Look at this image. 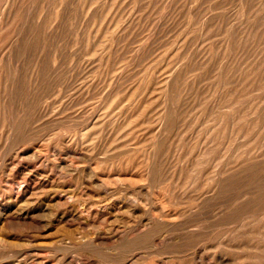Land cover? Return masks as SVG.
I'll return each instance as SVG.
<instances>
[{"label": "rangeland", "instance_id": "1", "mask_svg": "<svg viewBox=\"0 0 264 264\" xmlns=\"http://www.w3.org/2000/svg\"><path fill=\"white\" fill-rule=\"evenodd\" d=\"M0 264H264V0H0Z\"/></svg>", "mask_w": 264, "mask_h": 264}, {"label": "bare ground", "instance_id": "2", "mask_svg": "<svg viewBox=\"0 0 264 264\" xmlns=\"http://www.w3.org/2000/svg\"><path fill=\"white\" fill-rule=\"evenodd\" d=\"M67 52H68V51H67ZM64 53H65V52H64ZM15 56H16V55H15ZM8 69H9V68H8ZM180 76H181V75H180ZM170 77H171V75H170ZM164 78H165V77H164ZM161 79H162V78H161ZM5 81H6V80H5ZM178 86H179V85H178ZM143 88H144V87H143ZM178 88H179V87H178ZM165 90H166V89H165ZM171 93H172V92H171ZM177 93H178V91H177ZM163 94H164V93H163ZM135 97H136V96H135ZM144 97H145V96H144ZM174 99H175V97H174ZM1 101H2V100H1ZM141 102H142V101H141ZM136 104H137V103H136ZM174 104H175V103H174ZM141 105H142V103H141ZM31 107H32V106H31ZM1 109H2V108H1ZM167 109H168V108H167ZM111 110H112V109H111ZM160 110H161V109H160ZM169 113H170V112H169ZM10 115H11V114H10ZM96 115H97V114H96ZM130 115H131V114H130ZM147 115H148V114H147ZM169 115H170V114H169ZM94 116H95V115H94ZM95 117H96V116H95ZM130 117H131V116H130ZM11 119H12V118H11ZM171 121H172V120H171ZM3 122H4V121H3ZM11 122H12V121H11ZM126 122H127V121H126ZM140 122H141V121H140ZM174 122H175V121H174ZM97 123H99V122H97ZM163 123H164V122H163ZM87 124H88V123H87ZM114 124H115V123H114ZM136 125H138V124H136ZM91 127H92V126H91ZM87 128H88V127H87ZM160 128H161V127H160ZM84 129H85V127H84ZM153 129H154V128H153ZM125 130H126V129H125ZM148 130H149V129H148ZM87 132H88V131H87ZM89 132H90V131H89ZM166 132H167V131H166ZM85 134H86V133H85ZM158 134H159V133H158ZM161 134H162V133H161ZM66 135H67V134H66ZM66 135H65V137H66ZM133 135H134V134H133ZM63 136H64V135H63ZM89 136H90V135H89ZM65 137H64V138H65ZM84 137H85V135H84ZM103 137H104V136H103ZM148 137H149V136H148ZM148 137H147V138H148ZM61 138H62V137H61ZM69 138H70V137H69ZM86 138H87V137H86ZM66 139H67V138H66ZM88 139H89V138H88ZM101 139H102V138H101ZM72 140H73V139H72ZM72 140H71V141H72ZM103 140H104V139H103ZM39 141H40V140H39ZM57 141H58V140H57ZM62 141H63V140H62ZM64 141H65V140H64ZM79 141H80V140H79ZM59 142H60V141H59ZM66 142H67V141H66ZM66 142H65V143H66ZM74 142H75V141H74ZM156 142H157V141H156ZM77 143H78V142H77ZM151 143H152V142H151ZM151 143H150V144H151ZM92 144H93V143H92ZM100 144H101V143H100ZM159 144H160V143H159ZM62 145H63V144H62ZM88 145H90V144H88ZM157 145H158V144H157ZM160 145H162V144H160ZM56 146H57V145H56ZM79 146H80V145H79ZM39 147H41V146H39ZM42 147H43V146H42ZM42 147H41V148H42ZM53 147H54V146H53ZM65 147H66V146H65ZM56 148H57V147H56ZM58 148H59V147H58ZM70 148H71V146H70ZM83 148H84V146H83ZM160 148H161V147H160ZM163 148H164V147H163ZM63 149H64V147H63ZM80 149H81V148H80ZM148 149H149V148H148ZM153 149H154V148H153ZM41 150H42V149H41ZM71 150H72V149H71ZM74 150H75V148H74ZM74 150H73V151H74ZM102 150H103V148H102ZM102 150H101V151H102ZM146 150H147V149H146ZM42 151H43V150H42ZM52 151H53V150H52ZM60 151H61V150H60ZM37 152H38V151H37ZM71 152H72V151H71ZM76 152H77V151H76ZM159 152H160V151H159ZM41 153H42V152H41ZM79 153H80V152H79ZM149 153H150V152H149ZM36 154H37V153H36ZM36 154H35L34 156H36ZM56 154H57V153H55V155H56ZM66 154H67V153H66ZM73 154H74V153H73ZM154 154H155V153H154ZM41 155H43V154H41ZM29 156H30V155H29ZM38 156H39V155H38ZM148 156H149V155H148ZM151 156H152V155H151ZM31 157H32V156H31ZM47 157H48V156H47ZM153 157H154V156H153ZM43 158H44V157H43ZM48 158H49V157H48ZM57 158H58V157H56V159H57ZM63 158H64V157H63ZM31 159H32V158H31ZM34 159H35V158H34ZM56 159H55V160H56ZM151 159H152V158H151ZM32 160H33V159H32ZM45 160H46V159H45ZM58 160H59V159H58ZM64 161H65V160H64ZM154 161H155V160H154ZM36 162H38V161H36ZM46 162H47V161H46ZM56 162H57V161H56ZM34 163H35V162H34ZM44 163H45V161H44ZM73 163H74V162H73ZM48 164H49V163H48ZM51 164H52V162H51ZM58 164H59V163H58ZM63 164H64V163H63ZM59 165H60V164H59ZM59 165H58V167H60ZM61 165H62V164H61ZM64 165H65V164H64ZM42 166H43V165H42ZM53 166H54V165H53ZM65 166H66V165H65ZM67 166H68V165H67ZM48 167H49V166H48ZM50 167H51V166H50ZM50 167H49V168H50ZM55 167H57V166H55ZM58 167H57V169H58ZM74 167H75V165H74ZM49 168H48V169H49ZM51 168H52V167H51ZM62 168H64L63 165H62ZM59 169H60V168H59ZM87 169H88V168H87ZM90 169H91V168H90ZM46 170H47V169H46ZM49 170H50V169H49ZM60 170H61V169H60ZM53 171H54V170H53ZM77 171H78V170H77ZM57 172H58V171H57ZM44 173H45V172H44ZM52 174H53V173H52ZM91 174H92V173H91ZM93 174H94V173H93ZM144 174H145V172H144ZM148 174H149V173H148ZM24 175H25V174H24ZM26 175H28V174L26 173ZM97 175H98V174H97ZM22 176H23V175H22ZM91 176H92V175H91ZM30 177H31V176H30ZM43 177H44V176H43ZM117 177H118V176H117ZM20 179H21V178H20ZM25 179H27V178H25ZM31 179H32V178H31ZM99 179L102 180L101 178H99ZM13 180H14V179H13ZM47 180H48V179H47ZM18 181H19V180H18ZM20 181H21V180H20ZM39 181H40V180H39ZM45 181H46V180H45ZM45 181H44V183H45ZM6 182H7V180H6ZM22 182H23V181H22ZM22 182H21V183H22ZM47 182H48V181H47ZM47 182H46V183H47ZM99 182H100V181H99ZM107 182H108V181H107ZM14 183H15V182H14ZM30 183H31V182H30ZM7 184H8V183H7ZM23 184H24V183H23ZM103 184H105L104 181H103L102 185H103ZM38 185H39V184H38ZM42 185H43V184H42ZM98 185H99V184H98ZM15 186H16V185H15ZM19 186H21V185H19ZM35 186H36V185H35ZM46 186H47V185H46ZM6 187H7V185H6ZM10 187H11V185H10ZM13 187H14V185H13ZM30 187H31V186H30ZM39 187H40V185H39ZM4 188H5V187H4ZM25 188H26V187H25ZM11 189H13V188L11 187ZM17 189H18V187H17ZM20 189H21V188H20ZM3 190H4V189H3ZM6 190H7V189H6ZM34 190H35V189H34ZM13 191H14V189H13ZM17 191H19V190H17ZM17 191H16V192H17ZM23 191H24V189H23ZM31 191H32V190H31ZM2 192H3V191H2ZM5 193H7V192H5ZM22 193H23V192H22ZM2 194H4V193H2ZM2 194H1V195H2ZM7 194H8V193H7ZM15 194H16V193H15ZM17 194H18V193H17ZM17 194H16V195H17ZM19 194H20V192H19ZM61 194H62V193H61ZM11 196H12V195H11ZM9 197H10V196H9ZM71 197H72V196H71ZM7 198H8V197H7ZM66 198H67V197H66ZM17 199H18V198H17ZM64 199H65V198H64ZM65 201H66V200H65ZM62 203H63V202H62ZM15 208H16V207H15ZM18 211H19V210H18ZM5 214H7V213H5ZM4 216H5V215H4ZM36 216H37V215H36ZM8 217H9V216H8ZM8 217H7V218H8ZM10 217H11V216H10ZM10 217H9V218H10ZM3 218H4V217H3ZM14 218H15V217H14ZM22 218H23V217H22ZM20 221H21V220H20ZM28 221H29V220H28ZM1 239H2V238H1ZM70 258H71V257H70ZM71 259H72V258H71Z\"/></svg>", "mask_w": 264, "mask_h": 264}]
</instances>
